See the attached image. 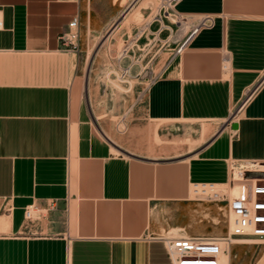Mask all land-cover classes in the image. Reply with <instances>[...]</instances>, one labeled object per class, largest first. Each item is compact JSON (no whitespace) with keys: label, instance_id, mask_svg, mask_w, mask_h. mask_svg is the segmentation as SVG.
<instances>
[{"label":"crops","instance_id":"0c3cea01","mask_svg":"<svg viewBox=\"0 0 264 264\" xmlns=\"http://www.w3.org/2000/svg\"><path fill=\"white\" fill-rule=\"evenodd\" d=\"M106 1L113 13L133 0ZM0 9V264H174L165 239L207 236L192 183L228 182L230 163L264 167V0L178 2L191 22L172 46L206 24L174 62L161 58L175 49L165 46L136 66L145 94L123 132L73 91L85 52L60 38L75 16L80 36L87 24L99 36L105 0H93V20L82 0H0ZM53 200L25 218L27 206ZM158 206L175 218L170 232L151 223ZM252 238L264 264V238ZM227 252L234 264L233 244Z\"/></svg>","mask_w":264,"mask_h":264},{"label":"rangeland","instance_id":"374dc122","mask_svg":"<svg viewBox=\"0 0 264 264\" xmlns=\"http://www.w3.org/2000/svg\"><path fill=\"white\" fill-rule=\"evenodd\" d=\"M82 2L84 4L83 14L89 15L93 20L96 17L92 9L93 0H82ZM141 2L142 0H133L126 8L114 7L112 13L111 9L108 8V2L105 0V21L107 20L108 24L105 25L103 32L99 36L91 37L87 24L85 33H82L78 41L79 48L85 52V55L82 65L73 75V91L78 94L82 93L85 98L87 97L92 110L97 114L105 113V116L108 114L109 116L115 115L113 121L116 122L118 130L121 132L127 129L130 120L134 116L136 105L142 101L145 94L142 87L137 86L135 80L138 76L136 77L134 74L137 71L139 72V70L141 71V67L136 66L149 63L157 54L159 59L166 58V65L174 62L177 55L174 54L172 48L168 50L171 53L162 54L161 58L160 53L166 49L164 48L165 46L175 48L171 43H176L178 35L173 32L180 25H183V28L191 22V18H188V22L183 23L181 22L182 19L176 17V15L174 16L176 20L168 18V14H166L163 7L164 0H149L146 5L141 6V11L142 8L146 7V10L141 12V15H133L134 10L140 6ZM122 9L124 10L122 11ZM163 15L168 18L165 24L168 22L172 24L173 30L157 20L161 19ZM182 28L180 31H182ZM171 34H174L172 38ZM128 47L130 48L128 55L123 56V50ZM129 64H132V68H135V71L131 69L130 74L123 77L124 68ZM159 68L160 66L155 67V72ZM122 78L126 79V81H122ZM86 81H89L87 96ZM126 86L131 87L126 88ZM238 110L233 112L232 119L236 118ZM233 164L230 163V166ZM227 192L232 193L229 186H227ZM191 197L194 198L193 202L197 204L196 208H198L199 222L197 226L200 228V234L216 236L220 239L228 235V231L232 226V219L230 214H228L229 206L225 202L199 199L193 192H191ZM165 208L166 206L157 207L151 216V223L166 222L169 225H166V227H169L168 232H170L174 229L175 218L170 216L168 219L169 211ZM214 215L216 216L214 217ZM217 220H220V222L216 223ZM153 234L158 235L155 232ZM239 237L255 239L252 238L253 236ZM255 242H257L256 239L238 240L233 243L234 264H259V260H257L260 253L258 246H261V244ZM227 253L220 254V258L221 256L228 257L224 264H229L228 260L231 254L230 252Z\"/></svg>","mask_w":264,"mask_h":264},{"label":"built area","instance_id":"2783aa9c","mask_svg":"<svg viewBox=\"0 0 264 264\" xmlns=\"http://www.w3.org/2000/svg\"><path fill=\"white\" fill-rule=\"evenodd\" d=\"M182 0H164L163 7L166 14H173L186 23L188 17L182 13L175 12V5ZM175 19V18H174ZM176 20V19H175ZM3 20L0 9V27ZM206 22L202 18L194 25L183 40H181L174 50L175 55H180L191 39L198 33L199 29ZM61 40L70 45L73 49L79 50L80 38V17L75 16L68 24L66 31L60 35ZM130 48L123 50V56L128 55ZM135 62V61H134ZM227 65L225 64V67ZM132 64L124 68L123 77L130 74ZM122 81L126 79L122 78ZM246 171L263 170H243L241 172V186L235 192L228 193L227 186L234 187L235 180L231 178L228 182H193L191 192L199 199L225 202L229 206L232 214V226L228 235L223 239L209 236H180L165 239V245L173 258L174 264H221L219 255L228 247L235 236H253L264 238V177H247ZM55 208V201H51L48 206L40 207L31 204L25 209V218L32 221L37 212H47Z\"/></svg>","mask_w":264,"mask_h":264},{"label":"bare ground","instance_id":"6f19581e","mask_svg":"<svg viewBox=\"0 0 264 264\" xmlns=\"http://www.w3.org/2000/svg\"><path fill=\"white\" fill-rule=\"evenodd\" d=\"M149 2V0H142V2H141V4H140V6H138L135 10H134V12H133V15H141V10H140V8H141V6L142 5H146L147 3ZM168 18H171L172 20H175L174 19V16H173V14H168ZM160 20V19H159ZM162 22V21H161ZM168 27L171 29V30H173V26L172 25H168ZM135 43V42H134ZM99 66V65H98ZM99 71V70H98ZM155 74V73H154ZM151 76V75H150ZM108 77V76H107ZM118 78V77H117ZM147 80V79H146ZM116 82V81H115ZM131 82V81H130ZM129 82V83H130ZM147 82V81H146ZM125 83V82H124ZM132 83V82H131ZM114 84V83H113ZM116 84V83H115ZM118 85V84H117ZM115 86V85H114ZM116 87V86H115ZM129 87H131V86H129ZM129 87H127L126 86V88H129ZM122 89V88H121ZM120 89V90H121ZM103 90V89H102ZM126 90V89H125ZM128 90V89H127ZM102 93H103V91H102ZM101 93V94H102ZM121 93V92H120ZM128 95V94H127ZM104 96V95H103ZM117 97H119L118 95H116ZM115 96V97H116ZM122 96V95H121ZM105 98V97H104ZM120 98V97H119ZM106 99V98H105ZM115 100V99H114ZM165 127V126H164ZM169 132V131H168ZM213 134V133H212ZM184 136V135H183ZM211 136V135H210ZM107 137H109V136H107ZM182 137V136H181ZM160 138L159 137H157V136H155L154 137V142H160ZM117 144V143H116ZM116 146V145H115ZM124 147V146H123ZM127 151V150H126ZM163 158V157H162ZM243 170H264V167H258V166H256V165H249V166H247V165H244L243 163L242 164H236V165H232V177H233V179L235 180V186L234 187H231V190H232V192H235V191H237L238 189H239V187L241 186V180H242V178H241V172L243 171ZM166 210H168V208L166 207L165 208ZM225 209V208H224ZM152 215L154 214V211H155V207H153L152 208ZM169 211V210H168ZM173 212H175L174 214H176V211H175V208H174V211ZM208 214V213H207ZM228 214H230V218L231 219H233V216H232V214L229 212ZM217 222H220V220H217L216 221V223ZM230 223V222H229ZM155 223H152V225H154ZM174 226V225H173ZM173 228H175V227H173ZM180 228V227H179ZM156 234H158V235H163L164 233H162L161 234V232H160V234L159 233H156ZM238 240H255V239H249V238H245V239H233L230 243H229V246H228V248L229 249H231V246H232V244L234 243V242H237ZM228 254V253H227ZM226 255V254H225ZM228 258V257H227ZM226 257H224V256H221V263L222 264H224L225 263V261H226V259H227ZM261 258V257H260ZM229 264H231V256L229 257ZM227 263V262H226Z\"/></svg>","mask_w":264,"mask_h":264},{"label":"water","instance_id":"95a60500","mask_svg":"<svg viewBox=\"0 0 264 264\" xmlns=\"http://www.w3.org/2000/svg\"><path fill=\"white\" fill-rule=\"evenodd\" d=\"M245 175L247 177H264V171H246Z\"/></svg>","mask_w":264,"mask_h":264}]
</instances>
